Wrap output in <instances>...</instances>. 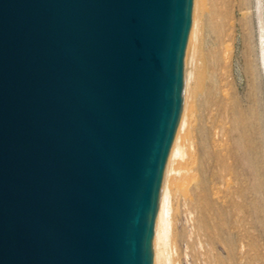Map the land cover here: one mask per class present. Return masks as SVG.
Listing matches in <instances>:
<instances>
[{"label": "water", "instance_id": "water-1", "mask_svg": "<svg viewBox=\"0 0 264 264\" xmlns=\"http://www.w3.org/2000/svg\"><path fill=\"white\" fill-rule=\"evenodd\" d=\"M194 0H0V264H161Z\"/></svg>", "mask_w": 264, "mask_h": 264}, {"label": "rangeland", "instance_id": "rangeland-1", "mask_svg": "<svg viewBox=\"0 0 264 264\" xmlns=\"http://www.w3.org/2000/svg\"><path fill=\"white\" fill-rule=\"evenodd\" d=\"M194 3L195 33L186 49V79L183 76L180 108V113H184V125L179 132L184 145L183 163H174L179 172L168 183L171 218L168 251L171 249V264H200L205 259L208 262L203 261L202 264H210V258L221 251V248L211 245L205 236H200L203 239L199 243V235L195 237V251H189L188 247L185 248V241L179 237L181 228L186 234L193 231L190 220L193 213L188 211V206L198 179L193 146H196L200 136H204L207 145L215 150L217 159L212 166L216 177L212 175L207 180L204 193L215 204H225L228 208L221 206L230 210L229 213L235 209L230 213L232 221L229 222L234 241L230 262L264 264V0H194ZM214 94L224 100L226 97L224 110L214 105ZM232 102L240 109L237 121L233 119ZM177 131L176 127L174 137ZM238 157H241V163L236 162ZM240 170L243 175H236L237 171L241 174ZM240 183L247 187L250 185L251 227L240 207H244L242 196L248 189ZM197 214V223L202 224L200 213ZM247 229L252 232L250 242ZM199 251H203L204 255L201 253L199 257Z\"/></svg>", "mask_w": 264, "mask_h": 264}, {"label": "bare ground", "instance_id": "bare-ground-1", "mask_svg": "<svg viewBox=\"0 0 264 264\" xmlns=\"http://www.w3.org/2000/svg\"><path fill=\"white\" fill-rule=\"evenodd\" d=\"M187 58H188V56H187ZM187 58H186V62H187ZM184 72H185L184 73V79H186V70ZM216 95H218V94H216ZM216 95L214 94V96H212V100H213L214 105L217 107V109L224 110V108L226 107V103H227L226 102L227 101L226 97H225V100H224V98L222 96H216ZM234 99H235V97H234ZM230 106H231V108L233 110V119L235 121H237L238 118H239L238 116H239V113H240V109H238L237 104H235L233 102L230 104ZM182 113H183V111H182ZM183 114H181L182 115L181 118L179 116L180 121L178 119V123H179V124L177 123L178 131H177V133H176V135H175V137L173 139V142H172V146H171V149H170V152H169V156H168V160H167V164H166V168H165V172H164L162 186H161L160 193H159L160 196H161V203H160L158 216H157V221H156V229H157L158 234L160 236L161 264H169V261H170V264H171V259H170V254H169L171 249H169L170 251H168L169 228H170V221H171V218L169 217V208H170L169 207V193L170 192H169V188H168L170 185H168V183H169V180L171 181L172 178H175L177 176L176 174L179 172V168L176 167L175 164H177V163L180 164L182 162L181 159H182V157L184 155V145L180 141L181 137L179 138V135L181 134V133L179 134V132H180L182 126L184 125V115ZM193 147H195V150L193 149V152L195 151L194 152V154H195V156H194L195 157L194 158L195 159V164H194L195 167L194 168L198 172V179H197V183L195 185L196 188H195V190L192 191V196H191L192 198H191L190 204L188 206V211L193 213L192 216L190 217L191 226H193V231L190 232V234H186L185 230L181 228V231L180 230H179L180 232L178 231L179 232V237L181 238V240L185 241V243H186L185 248L188 247L189 251H192V250H194V248H196L195 247V241H196L195 237H196V235H199V238H200V236H202L203 238L205 236L206 237L205 239L208 238V240H209L211 245H214V246H217V247L221 248V251L219 249L220 252L216 251L218 253L214 254L212 259L210 258V260H209L210 264H234V263L230 262V260L232 259V257H231L232 252H233L232 250L234 249V241L232 240V235H233L232 231L229 230V226H231L232 224L229 225V222H230V220L232 221V219H230V213H233V210H235V209L233 208L232 212L229 213L228 211H230V210H226L228 207L225 204L221 203L223 201H221L220 203L222 205L226 206L227 208L224 207V206L222 207L221 204L218 205L219 203L215 204L214 202L211 201V199L206 197V195L204 193V188H205V185L207 183V180L212 175H214L213 172H212V166L215 164L216 152H215V150L213 148H211V147H209V145H207V142H206L204 136H200L198 138V142L196 143V146H193ZM189 156L192 157L191 155H189ZM240 158L241 157H238L237 158L238 161H236V162H240V160L242 161V159H240ZM188 159H186V161ZM189 160H191V159H189ZM192 161L193 160H191L190 162H192ZM216 163H217V161H216ZM238 165L242 166L243 163H242V165L241 164H238ZM240 166H239V168H240ZM183 167H185V166H183ZM235 169H236V167H235ZM244 169H245V167H244ZM175 171H177V172L175 173ZM180 171H182V170H180ZM237 172H235L236 175L237 174H239V176L243 175L242 174L243 171L240 170L241 174L237 173ZM245 175H246V173H245ZM164 178H165V180H164ZM239 178H241V177H239ZM242 179H244V178H242ZM245 184H247V183H245ZM236 185L234 187H236ZM239 185L247 187V185H244V183L243 184L240 183ZM249 186L247 187L248 190L246 192H244L245 190L243 191L245 193V194L243 193V196H242V201H243V203H245L244 207L242 205L240 207L243 208V212L245 214V218L248 221L247 224H248V226L251 227L252 221H251L250 218L252 216V207H251V202H252L251 199L252 198H251V195H250L251 194L250 193L251 190H250ZM238 187H240V186H238ZM241 189H243V188H241ZM244 189H246V188L244 187ZM236 190L237 189L235 188V192H236ZM239 191H240V189H239ZM236 195L237 194H235V196ZM232 198H235V197H232ZM236 199H237V197H236ZM225 200H226V198H225ZM234 201H236V200L234 199ZM232 202H231V204H232ZM224 203H226V202L224 201ZM235 206L237 207L238 205H235ZM230 209H232L231 206H230ZM197 212L200 213L202 224L201 223H197L198 222L197 215L199 216V214H197ZM181 227H182V225H181ZM206 229H208V230L206 231ZM176 236H178V235H176ZM251 237H252V232H251L250 229H247V238H248L249 242L251 241L250 240ZM202 239L201 240L197 239V240H198V242L199 241L201 242ZM204 240H203V242H204ZM169 243H170V241H169ZM199 243H198V245H199ZM176 244L178 246V242ZM202 244L205 245L204 243H202ZM178 248H179V246H178ZM198 248H199V246L197 247V250H199ZM202 248L204 249V246ZM194 251H193V254H194ZM203 251H205V249ZM203 251L202 252L199 251L200 252L199 253V257H200L201 253L203 254ZM223 252H225L224 255H222ZM187 253H189V252H187ZM205 253H206V251H205ZM197 256H198V251H197ZM195 257L196 256H194V258ZM201 257H203V256H201ZM228 259H229V261H228ZM203 261L206 262V263L208 262V261H206V259L202 260V262ZM202 262H199V263L202 264Z\"/></svg>", "mask_w": 264, "mask_h": 264}]
</instances>
